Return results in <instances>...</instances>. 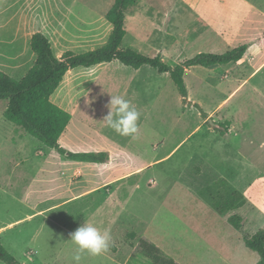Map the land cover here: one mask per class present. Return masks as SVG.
<instances>
[{
    "label": "crops",
    "instance_id": "1",
    "mask_svg": "<svg viewBox=\"0 0 264 264\" xmlns=\"http://www.w3.org/2000/svg\"><path fill=\"white\" fill-rule=\"evenodd\" d=\"M84 1L0 0V70L16 80L24 76L36 60V55L30 47V38L34 32H41L47 37L56 57L67 50L80 53L104 45L112 28L105 14L114 0L111 4V0H106L108 2L100 9L97 8L98 10L79 4ZM230 2L233 4H229ZM136 8L144 12L140 29L142 33L147 28L164 34L162 27L167 26V34L172 37L166 43L153 45H147L144 38L140 39V46L137 49L147 53L152 50L154 52L150 53L151 57L160 55L164 61L171 60L169 65H175L200 52L221 54L242 45L245 46V50L237 61L214 66L195 65L185 69L183 80L187 91L186 97L192 105L183 104L178 93V109L181 115L197 110L200 116L198 123L175 146L161 153L160 158L143 160L142 157L139 161L142 160L143 163L136 165L128 164L130 154L134 152L139 158L138 154L145 153L149 143L142 142L138 145L132 139L121 141L102 137L94 129L96 137H86L83 130L87 128L79 125L76 128L77 132H74L71 125L75 112L70 110L64 101L59 100V95L55 91L51 100L71 115L66 129L59 138L60 146L71 152L104 151L108 153L109 158L105 163H95L74 161L59 154L57 159L60 165L64 169L72 170L71 179L66 178L67 186L77 182L75 179L80 178L85 171L91 174L88 170H96L101 180L88 187L71 186L67 188L65 196L54 202L51 196L50 199L44 198L49 199V205L38 208L36 213L43 215L44 210L48 208L63 207L64 210H74V203H80L84 198L90 197L89 200L93 202L98 200L96 194L100 195L98 201H101L102 205L109 202L123 212L133 199V192L141 188L140 180L135 182L134 186L130 180L157 162L172 156L185 139L193 136L192 133L202 131L204 137L196 143L195 154L206 155L199 158L204 162V177L226 180L245 199L242 206L219 216L228 220L230 215L236 214L233 213L236 210L248 208L251 215L249 217L241 215L243 223L251 218L264 229V0H138ZM184 15H187V18ZM182 18L187 21L182 23ZM144 24L148 26L145 27ZM172 27L178 29L177 32L170 31ZM185 34L189 36L188 45L180 43V38ZM186 49L189 51L188 54ZM145 66L148 65L132 69L113 60L88 68L75 67L67 71L56 90L62 88L69 94L99 91L116 100L126 97L137 102L140 99L147 105L148 77L171 78L167 72L158 73L154 68ZM117 70L124 71L127 75L123 81L119 80ZM100 77L104 78L100 80ZM202 86L209 87L221 99L210 109L205 108L204 102L199 98L202 94L198 92L202 91ZM157 90V97L162 99L166 94L164 89L158 86ZM171 90L173 89L170 87L169 93ZM236 97L239 99L226 107ZM114 104L116 105V102ZM193 104H198L206 116L202 117ZM7 105L8 100L0 99V190H3L18 207L35 209L37 206L34 196L37 191L33 188V179L37 171L51 174L52 160L50 157L38 156L41 153L31 155L28 149L22 152L26 145L37 143L21 126L5 117ZM115 105L108 108L107 112L115 113L118 110ZM87 110H91V113L86 112L91 116L81 117L79 123L82 125L97 118L93 115L94 109ZM159 114L162 115V112L157 109V115ZM157 115L156 129L163 130V121H160ZM202 175L203 173L199 174ZM193 178L197 179V175L195 174ZM49 182L50 188L47 189L45 185L44 192L52 191L51 179ZM146 182L149 186L155 184L153 178ZM200 191L202 190L196 187L188 192L193 194L195 202L204 204L206 202ZM206 204L212 212L214 208L210 203ZM67 213L70 214L66 212V216ZM14 222L0 226V234L4 227ZM141 233L152 242L158 239L147 230ZM30 259L32 260H28L33 261V258Z\"/></svg>",
    "mask_w": 264,
    "mask_h": 264
},
{
    "label": "rangeland",
    "instance_id": "2",
    "mask_svg": "<svg viewBox=\"0 0 264 264\" xmlns=\"http://www.w3.org/2000/svg\"><path fill=\"white\" fill-rule=\"evenodd\" d=\"M106 2L108 1L85 0L79 4L98 10ZM112 2L113 0L110 4ZM143 14V10L136 7L126 12L127 34L123 38L122 46L152 56L150 54L154 52L152 50L147 53L137 49L140 46V39L144 38L147 45H153L166 43L172 37L167 34V26L162 27L164 34L147 28L142 33L140 29ZM184 16L187 18V15ZM185 21H187L185 18L181 19L182 23ZM144 26L147 27L148 24ZM177 30L174 27L170 29L173 32ZM180 43L188 45L189 36L187 34L182 36ZM186 50L188 54L189 51ZM165 62L171 64V60ZM105 72L107 73V70ZM117 72L119 80L123 81L127 77L124 71ZM102 74L105 75L104 72ZM147 81V105L140 99L139 102L126 97L116 100L99 91L69 94L59 88L55 93L59 95V100L64 101V104L75 112L71 125L74 132H77L76 128L79 125L87 128L83 130L86 137H96L94 129L102 137L121 141L132 139L138 145L142 142L149 143L145 148L146 154H138L139 158L134 152L130 154L128 164L136 165L143 163L142 160L139 161L142 157L143 160L160 158L161 153L175 146L200 119L197 110L180 114L177 100L179 94L171 79L148 77ZM158 86L166 93L162 99L157 97ZM170 87L174 93H169ZM202 88L198 94H202L199 98L204 102L205 108L210 109L220 102V97L209 87ZM237 99L239 98H234L226 107L235 103ZM113 105L118 110L115 113H108V108ZM88 108L94 109L92 112H95L93 115L97 118L82 125L79 123L81 117L91 116L86 113L91 111L87 110ZM157 109L162 115H157ZM156 115L163 121V130L156 129ZM191 135L193 136L185 139L176 148L175 153L167 157L168 159L157 162L130 180L133 186L140 180L141 188L133 192V199L127 204L125 211H119L109 202L102 205L101 201H98L100 195L96 194L98 200L94 202L88 197L80 203L76 202L78 204L74 203V208L69 205L74 210H64L63 207L48 208L44 210L43 215L36 213L37 209L49 205L50 198L54 202L66 195L67 188L92 186L101 178L99 179L96 170H88L91 174L85 171L80 178L75 179L77 182L67 186L66 178L71 179L72 170L64 169L60 165L57 159L59 153L55 149L30 136L37 144L26 145L22 152L28 149L31 155L41 153L38 156L50 157L52 173L37 171L33 179V188L37 191L34 196L37 206L35 209L18 207L3 190H0V226L15 221L4 227L0 234V243L16 260L24 264H155L140 252L138 246V238L143 236L141 232L147 230L158 238L153 243L178 264H256L258 254L246 248L243 240L244 237L257 232L261 226L249 218L245 223L242 220V227L236 229L228 220L221 218L219 213L214 210L211 212L206 204L209 201L205 195H201V191L200 195L206 202L204 204L195 202L193 194L188 192L196 187L202 190L217 180L204 177V162L199 158L206 155L195 154L196 143L204 137L203 132ZM35 170L32 171L33 175ZM201 173L203 175L199 176ZM195 174L197 179L193 178ZM149 178L155 180L152 186L146 182ZM50 179L52 191L44 192L45 185L47 189L50 188ZM66 212L70 214L67 213L66 216ZM233 213L240 216L245 214L248 217L251 215L248 208ZM30 257L33 261H29L32 260ZM0 264L6 263L0 259Z\"/></svg>",
    "mask_w": 264,
    "mask_h": 264
},
{
    "label": "trees",
    "instance_id": "3",
    "mask_svg": "<svg viewBox=\"0 0 264 264\" xmlns=\"http://www.w3.org/2000/svg\"><path fill=\"white\" fill-rule=\"evenodd\" d=\"M137 4L138 0H114L105 14L112 26L111 31L106 43L94 50L80 53L67 50L56 57L47 37L41 32H34L30 38V47L36 55V60L24 76L16 80L0 70V99L8 100L5 117L69 159L105 163L109 158L107 152H71L59 144V138L66 129L71 115L55 104L51 96L69 69L88 68L113 60L132 69L148 65L158 73H169L182 97V103L190 106L192 103L187 101L183 80L185 69L195 65L214 66L237 61L245 50V46L242 45L221 54L200 52L175 65H169L160 55L151 57L129 47H123L122 41L126 34L125 13ZM193 105L200 111L202 117L206 116L198 104ZM201 194L206 196L219 214H226L245 202L243 195L224 179H218L204 187ZM228 221L236 229L242 225V217L237 214L230 215ZM244 244L258 253L259 259L256 264H264V229L260 228L253 235L244 237ZM138 246L140 252L155 264H178L145 236L138 238ZM0 259L6 264H24L16 260L1 243Z\"/></svg>",
    "mask_w": 264,
    "mask_h": 264
},
{
    "label": "water",
    "instance_id": "4",
    "mask_svg": "<svg viewBox=\"0 0 264 264\" xmlns=\"http://www.w3.org/2000/svg\"><path fill=\"white\" fill-rule=\"evenodd\" d=\"M209 122H210V123H212V121H211V120H209Z\"/></svg>",
    "mask_w": 264,
    "mask_h": 264
}]
</instances>
